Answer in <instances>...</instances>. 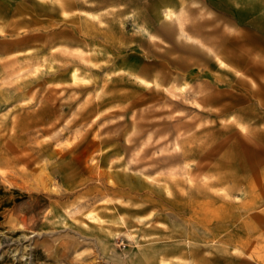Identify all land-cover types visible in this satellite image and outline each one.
Here are the masks:
<instances>
[{
	"label": "rangeland",
	"instance_id": "obj_1",
	"mask_svg": "<svg viewBox=\"0 0 264 264\" xmlns=\"http://www.w3.org/2000/svg\"><path fill=\"white\" fill-rule=\"evenodd\" d=\"M263 80L264 0H0V264H264Z\"/></svg>",
	"mask_w": 264,
	"mask_h": 264
},
{
	"label": "crops",
	"instance_id": "obj_2",
	"mask_svg": "<svg viewBox=\"0 0 264 264\" xmlns=\"http://www.w3.org/2000/svg\"><path fill=\"white\" fill-rule=\"evenodd\" d=\"M204 45H206V44H204ZM253 93H254V96H256L258 98L259 97L262 98V104H263V110L262 111L264 112V80L262 81V86L259 89L254 90ZM261 161H262V164H261L262 169L261 170H262V173L264 175V154H263ZM151 250L152 249L146 248V249L140 251L139 253H140V255L147 257L151 253ZM138 256L139 255L136 254V257H138Z\"/></svg>",
	"mask_w": 264,
	"mask_h": 264
},
{
	"label": "bare ground",
	"instance_id": "obj_3",
	"mask_svg": "<svg viewBox=\"0 0 264 264\" xmlns=\"http://www.w3.org/2000/svg\"><path fill=\"white\" fill-rule=\"evenodd\" d=\"M119 217V216H118Z\"/></svg>",
	"mask_w": 264,
	"mask_h": 264
}]
</instances>
